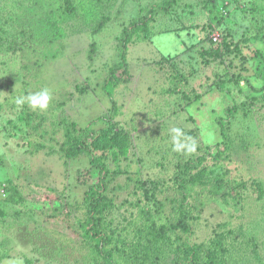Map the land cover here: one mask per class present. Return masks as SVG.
<instances>
[{"label": "rangeland", "instance_id": "obj_1", "mask_svg": "<svg viewBox=\"0 0 264 264\" xmlns=\"http://www.w3.org/2000/svg\"><path fill=\"white\" fill-rule=\"evenodd\" d=\"M161 1L0 0V264H174L170 240L264 264V0ZM43 88L47 109L16 103ZM92 156L109 172L101 238L84 222ZM180 217L168 241L153 231Z\"/></svg>", "mask_w": 264, "mask_h": 264}, {"label": "trees", "instance_id": "obj_2", "mask_svg": "<svg viewBox=\"0 0 264 264\" xmlns=\"http://www.w3.org/2000/svg\"><path fill=\"white\" fill-rule=\"evenodd\" d=\"M177 0H163L158 4L153 5V9H156V11L162 12V13H166L169 14L170 13V9L174 8V5L176 4ZM261 20V27L259 28L258 32H259V36L261 38L262 41H264V19L260 18ZM138 22H140V19H138ZM144 23V21H142ZM129 27L126 28V31H129ZM223 52L220 51L218 52L219 56H222L223 53H227L230 51V47H229V43L227 41L224 40L223 42ZM210 55L214 54L215 52L212 53L211 51L209 52ZM124 66V63H120V65L118 66H113L110 68L109 70V76L107 77V81H106V85L109 88H112L111 85L113 84H117L121 81H124L125 78H122L120 75H118V69L119 67ZM126 72L125 68L123 67L122 69V73L124 74ZM107 87V88H108ZM218 87L220 89H223L222 86H220V84L218 85ZM175 90V89H173ZM255 92H262V96L264 97V84L259 87V88H254ZM197 96V95H196ZM242 109H246L245 106H243V104H241L240 106ZM238 109V106H231L229 108H226V111L231 115L229 116L232 117L235 113L236 110ZM221 117H217V121L218 123H221ZM89 131V130H87ZM82 141V139H81ZM102 142V141H101ZM220 143H224V145H226V147L228 146V144L226 143V141L224 139H222L220 142L215 143L214 145H209V149H212L214 147H218L220 145ZM65 145V144H64ZM95 147L100 148L102 143L97 145V141L95 142ZM64 148L67 150L65 152V155H70V156H76L78 154H82L85 153L83 152L82 147L79 148V146L76 148L75 144H71L70 147H66L64 146ZM72 149H76L75 152H70ZM87 154V153H85ZM97 161L96 164H93V166H97L98 169L100 170V174H101V178H100V182L98 183V185L96 186H92L90 188H88L85 191V197L83 200V203L85 205V218H84V222L87 225L86 226V232L87 229L90 228V235H94L98 238H101V232H99L97 230V227L101 225V222L104 219V213L106 210V207H108V205L110 204V200L109 198L106 196V194H104V189L106 188V182L105 180L107 178H109V172L106 169L107 167L103 164V162H100V160H98L96 158V156H92V158L90 159V162L94 163V161ZM189 161L187 162H182L181 163V172L179 175L175 176V178L178 180V183H185L188 182V180L186 179V175L185 173L187 171H189L191 168H195L197 166V163L194 161H192L190 158L188 159ZM92 165V164H91ZM175 179V180H176ZM153 190L156 189L157 184L155 183V181L152 184ZM90 220L92 221L90 223ZM90 223V224H89ZM89 224V225H88ZM181 228L182 230H188L189 229V224L186 222L185 218H178L175 222H173V224H170V226H160V227H156L155 225H153V231L157 232L158 235H161L160 238H162L164 241H168L169 238L173 235L172 233H168L169 230L171 231H175L176 229ZM89 232V233H90ZM170 232V231H169ZM167 237H169L167 239ZM217 243L221 244L220 240L217 241ZM171 248H169V250L172 252V257L174 258V264H206L203 260V255H205V252L203 250H201V246H199L198 244L196 246H188L184 244H179L178 242H176L175 240H170V245ZM153 258L155 259V255L153 256ZM233 264H236L235 262H232Z\"/></svg>", "mask_w": 264, "mask_h": 264}, {"label": "clouds", "instance_id": "obj_3", "mask_svg": "<svg viewBox=\"0 0 264 264\" xmlns=\"http://www.w3.org/2000/svg\"><path fill=\"white\" fill-rule=\"evenodd\" d=\"M51 99V92L48 88H43L35 93H31L25 97H20L16 103L24 104L27 103L33 109L45 110L48 107L49 101ZM172 141L174 151L180 152L181 150H186L188 153L195 152V143L184 144L180 141L182 132L179 128L172 129Z\"/></svg>", "mask_w": 264, "mask_h": 264}]
</instances>
